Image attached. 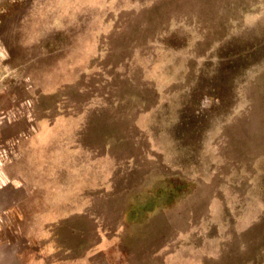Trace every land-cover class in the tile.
<instances>
[{"label": "rangeland", "instance_id": "obj_1", "mask_svg": "<svg viewBox=\"0 0 264 264\" xmlns=\"http://www.w3.org/2000/svg\"><path fill=\"white\" fill-rule=\"evenodd\" d=\"M1 165L10 264H264V0H0Z\"/></svg>", "mask_w": 264, "mask_h": 264}, {"label": "crops", "instance_id": "obj_2", "mask_svg": "<svg viewBox=\"0 0 264 264\" xmlns=\"http://www.w3.org/2000/svg\"><path fill=\"white\" fill-rule=\"evenodd\" d=\"M8 161L6 160L4 164H6ZM2 165L0 166V182H3V180H6L2 178ZM0 194H2L0 192ZM8 207V206H7ZM7 208L0 209V213H3L4 210ZM5 212V211H4ZM18 259L19 261V251H12L9 247L8 242L3 241V239H0V264H10L11 262Z\"/></svg>", "mask_w": 264, "mask_h": 264}]
</instances>
